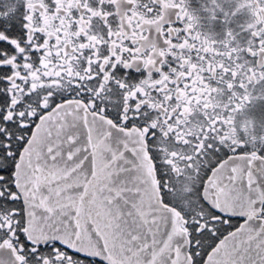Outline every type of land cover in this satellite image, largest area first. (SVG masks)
<instances>
[{
	"label": "flooded vegetation",
	"instance_id": "1",
	"mask_svg": "<svg viewBox=\"0 0 264 264\" xmlns=\"http://www.w3.org/2000/svg\"><path fill=\"white\" fill-rule=\"evenodd\" d=\"M71 104L141 132L192 264L264 220V0H0V264H107L28 234L17 167Z\"/></svg>",
	"mask_w": 264,
	"mask_h": 264
},
{
	"label": "water",
	"instance_id": "2",
	"mask_svg": "<svg viewBox=\"0 0 264 264\" xmlns=\"http://www.w3.org/2000/svg\"><path fill=\"white\" fill-rule=\"evenodd\" d=\"M17 184L34 240L57 241L107 264H192L184 222L164 204L138 130L78 105L59 107L22 153ZM246 218L205 264H264V220Z\"/></svg>",
	"mask_w": 264,
	"mask_h": 264
}]
</instances>
